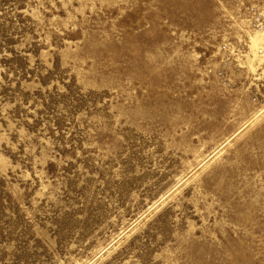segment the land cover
<instances>
[{"label": "rangeland", "instance_id": "1", "mask_svg": "<svg viewBox=\"0 0 264 264\" xmlns=\"http://www.w3.org/2000/svg\"><path fill=\"white\" fill-rule=\"evenodd\" d=\"M0 264H264V0H0Z\"/></svg>", "mask_w": 264, "mask_h": 264}]
</instances>
